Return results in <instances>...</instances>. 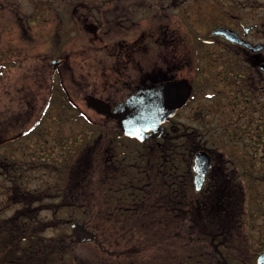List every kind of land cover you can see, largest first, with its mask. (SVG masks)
<instances>
[{"label": "rangeland", "instance_id": "374dc122", "mask_svg": "<svg viewBox=\"0 0 264 264\" xmlns=\"http://www.w3.org/2000/svg\"><path fill=\"white\" fill-rule=\"evenodd\" d=\"M78 1L89 3L98 0H0V69L3 74L0 105L6 108L5 115L0 117V136L11 137L29 128L50 96L48 108L36 129L0 146V153L5 156L0 161V171L5 175L7 170L10 173L8 181L0 175V231L6 233L19 221L25 222L31 216L37 220L34 225L38 233L45 237L70 233L71 219L82 222L77 211L60 207L63 201L57 193L65 191L67 172L60 176L57 169L73 164L87 144L99 136L90 130L87 121L101 125L103 129L116 126L114 120L88 108L83 97L94 92L106 100L118 101L126 94L121 80L141 78L153 63L163 61L171 65L169 62H176L173 77L186 78L193 85L192 98L172 118V124L195 132V135L203 133L201 140L196 139L198 147L204 140L207 141L205 147L209 149L218 148L225 152L228 147L227 130L224 129L228 124V97L232 90L228 80L231 77L229 69L235 66L226 67L231 62L227 57L213 59L211 52L218 53L221 49L216 47L217 50L212 42L202 44L198 38L210 41V31L217 25L244 21L248 13L243 12L239 5L242 0H138V34L149 24L153 27L149 47H146L144 39V46L143 41L130 45L133 51L124 44L119 46L115 33H108L102 44L94 45L85 41L89 37L87 34H71L75 30L66 15L67 8L68 4ZM113 1L105 0V8H112ZM147 2L153 3L154 9L147 10ZM51 31L60 32L58 43L47 41ZM125 38L127 42L137 39L130 35ZM126 52L131 58L129 63L124 60ZM55 58L71 65L72 77L61 64L55 71L54 80L50 81V62ZM236 63L242 67V62ZM86 74L92 85L81 92L83 88L74 80H81ZM62 89L85 119L60 105L64 98ZM19 107L23 115L11 119L15 116L7 110L15 112ZM3 117L8 123L2 122ZM85 132L88 136L84 135ZM242 190L243 209L246 211L249 193L245 187ZM27 191L48 198L39 202H32L34 198H30L24 202L20 195ZM14 218H17V223L12 221ZM91 230L97 233L95 229ZM99 230L100 240H106L104 236L110 232L107 225ZM176 231L175 228L171 230L172 233ZM180 243L181 239L174 238L167 244ZM166 245L112 260L116 264H164L171 250ZM92 256H101L96 244L84 243L72 248L71 257L75 264H89Z\"/></svg>", "mask_w": 264, "mask_h": 264}, {"label": "trees", "instance_id": "16d2710c", "mask_svg": "<svg viewBox=\"0 0 264 264\" xmlns=\"http://www.w3.org/2000/svg\"><path fill=\"white\" fill-rule=\"evenodd\" d=\"M151 36L152 29L146 27L139 34V43L143 41L144 46L146 39L148 48ZM163 64V61L151 64L150 69L142 75L145 81L157 82L174 78L173 71L177 67L172 63ZM63 66L72 77L71 65L64 61ZM1 71L0 69V80L3 77ZM74 81L83 88L81 92L92 85L87 74L82 75L81 80ZM62 90L64 98L60 105L74 110L75 116L85 119L68 93ZM59 100L61 102L62 98ZM0 107L1 117L5 115L6 108L3 105ZM7 112L15 116L11 119L23 115L20 107L15 112L10 109ZM2 122L8 123L6 117L2 118ZM12 123L15 124L13 121ZM86 123L99 136L91 144H87L73 164L57 169L60 176L64 171L67 172L65 191L58 192L57 195L63 201L60 207L77 211L81 215L77 217H82L81 221L89 229H95L100 234L99 229L107 225L110 230L109 235L104 236L107 241L100 240L101 234L96 233L102 243L99 247L102 257L92 256L89 264H116L113 258L123 259L166 245L174 239L172 228L180 231L186 229L187 233L194 235L192 243H221V238L228 236L225 230L232 226L229 213L240 211L241 208L238 203L233 204L229 189L224 184L216 187L209 185L202 192L195 193L190 184L191 156L198 148L195 132L186 129L184 132V128L179 127L176 132L168 131L162 139L142 144L124 137L115 125L103 129L96 123ZM183 133L186 136H182ZM84 135L88 136V133L85 132ZM3 139L5 138L0 136V141ZM3 157L4 154L0 153V161ZM0 175L6 179L3 171H0ZM20 196L24 197V202L30 198H34L32 202L48 198L30 191L23 192ZM50 197L53 198L54 195ZM202 213L209 215L195 217ZM191 215L194 216V223L189 229L186 221ZM36 221L31 216L25 222L19 221L7 233L0 231V262L72 264V248L77 245L61 234L54 237L41 236L35 226ZM17 222L18 220L15 223ZM31 234L37 236L30 237ZM23 236L26 239L22 241L20 238ZM197 236H202V239L198 240Z\"/></svg>", "mask_w": 264, "mask_h": 264}, {"label": "flooded vegetation", "instance_id": "af4514ba", "mask_svg": "<svg viewBox=\"0 0 264 264\" xmlns=\"http://www.w3.org/2000/svg\"><path fill=\"white\" fill-rule=\"evenodd\" d=\"M104 2L105 0L89 3L78 1L68 4L66 15L75 30L71 34H87L89 37H86L85 41L94 45L102 44L108 33L109 35L115 33L119 46L124 44L126 48L133 51L130 45L133 42L134 44L139 42L136 26L138 0H114V5L110 9L105 8ZM239 5L243 12L248 13V16L245 14L244 21H234L229 25H217L210 31L212 37L209 39L210 41L198 38L200 43L212 42L215 48L221 49V51H217L218 53L211 52L214 54L213 59L227 57L231 62H228L230 64H227L226 67L235 66L228 68L231 70L228 85L232 88L230 97H228V124L224 128L227 130L225 134L228 147L225 152L218 148L209 149L205 147L207 141L204 140L202 146L193 152L191 163L193 155L197 151L205 150L210 157L211 166L206 174L202 189L197 193L202 192L209 185L216 187L224 184L229 189L231 201L233 204L238 203L241 210L229 213L232 226L225 230L228 236L222 237L221 243H192L194 235L191 236L186 229L179 230V235L174 238L181 239L182 243L166 245L171 250L168 251L164 264H264V0H242ZM41 8L44 10V6ZM146 9H154V4L147 2ZM149 27L152 28L153 25L149 24L147 28ZM220 27L232 30L238 40L233 42L222 35L212 34L213 30ZM59 33L51 31L47 41L58 43L61 40ZM127 35L135 36L137 39L134 38L135 40L127 42V38H125ZM181 45L183 46V44ZM215 48L213 51H216L217 48ZM123 56L125 63H129L131 58L127 52ZM236 62H242V67H238ZM173 63L172 65L177 67V63ZM61 64L63 61L56 66V69ZM124 82L127 84H123ZM141 83L150 82L145 81L143 77L136 80L130 78L121 80L122 88L126 94L118 101L110 102L125 100L134 93V87ZM236 107H239V110ZM38 124L30 131H33ZM164 127L166 131L162 136L159 138L153 136L145 143L162 139L168 131H178V127L172 124V119L167 120ZM202 135L203 133H196V139L201 140ZM182 136H186V134L183 133ZM21 137V135L7 137L6 144ZM9 175V170H7L6 181L10 180ZM190 184L193 187L191 165ZM244 187L249 193L247 197L248 210L246 211L243 209L242 188ZM207 215L209 214L202 213L196 214L195 217ZM193 217L191 215L187 218L186 227L189 229L194 223ZM64 235L62 234V236ZM36 236L30 235V237ZM66 239L79 245L74 237ZM197 239H202V236H197ZM53 263L57 264V262H50V264ZM38 264L41 263L38 262ZM72 264L75 262L73 261Z\"/></svg>", "mask_w": 264, "mask_h": 264}, {"label": "water", "instance_id": "95a60500", "mask_svg": "<svg viewBox=\"0 0 264 264\" xmlns=\"http://www.w3.org/2000/svg\"><path fill=\"white\" fill-rule=\"evenodd\" d=\"M212 34L222 35L233 42L238 40L232 30L224 27L213 30ZM59 63L58 59L51 61L50 81L53 80L55 67ZM123 84H127V82ZM192 90V84L186 78L169 79L138 84L134 87V93L120 102L110 103L92 93L86 94L84 100L86 106L97 114L114 119L122 135L144 143L153 136L156 138L162 136L166 131L164 123L183 107ZM47 105L48 102L42 114ZM37 123L38 121L35 122V124ZM210 166V157L205 150L197 151L194 154L191 168L196 192L202 189ZM70 228L71 233L66 235L67 238L75 237L78 243H96L101 246L98 236L88 229L85 223L74 221L70 224ZM178 235L179 232L176 231L174 236ZM0 264L2 263L0 262Z\"/></svg>", "mask_w": 264, "mask_h": 264}]
</instances>
